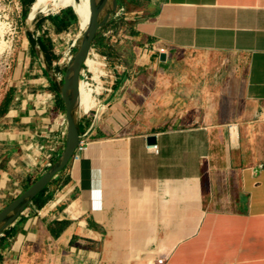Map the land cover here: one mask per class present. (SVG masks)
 <instances>
[{
	"label": "crops",
	"instance_id": "1",
	"mask_svg": "<svg viewBox=\"0 0 264 264\" xmlns=\"http://www.w3.org/2000/svg\"><path fill=\"white\" fill-rule=\"evenodd\" d=\"M101 4L113 91L90 112L78 106L80 156L47 186L46 203H28L0 236V264H264V0ZM151 45L200 55L176 79L190 95L167 104L164 129L113 136L119 117L147 105L137 71L152 68L141 55ZM52 49L50 67L64 69ZM42 87L20 88L0 117V211L64 149L65 111Z\"/></svg>",
	"mask_w": 264,
	"mask_h": 264
},
{
	"label": "rangeland",
	"instance_id": "2",
	"mask_svg": "<svg viewBox=\"0 0 264 264\" xmlns=\"http://www.w3.org/2000/svg\"><path fill=\"white\" fill-rule=\"evenodd\" d=\"M81 2L82 0H73V3L66 5L60 4L59 1L49 2L46 6L38 8L35 15L37 14L42 17L58 15L61 11L69 7H74L75 9V5H77V3L81 4ZM21 5V13L16 14L18 32L10 59L11 68L7 69L3 77H1L2 72L0 71V105L10 90L14 89L13 98L15 95H18L21 83L26 82L24 87L21 88L22 93H33L35 89H47L42 87L43 84H47V86L50 85L48 77L39 67V62L42 60V57L39 58L38 56H34V49H32L27 36L28 32L33 34L36 30L35 20L30 19L32 7L28 10L29 14L27 18L23 20L22 14L25 6H23L22 3ZM87 30L88 27L85 29L82 28L79 18L78 24H76L71 31L52 36L54 47L51 54L57 64L63 67L65 66L64 68L67 67L71 61L68 60L69 54L73 53V49L79 46ZM74 43L75 47H73ZM164 47L165 46L161 45H151L146 52L144 51L145 53L141 54L145 56L150 55L153 60L151 69L147 68L137 71L140 77L145 78V87L143 88L140 98L144 100V102L146 101L147 105H141L135 111L131 110L128 116L124 115L123 117H119L118 123L115 124L117 131L112 133L113 136L146 133L164 129L167 126L163 121L166 115L164 113L165 107L168 103H174L173 98L178 96L181 92L186 94L185 90L178 89L179 87L176 85L178 80L176 81V79L180 80L182 76L187 75L182 67H190L191 62L200 58V55L194 52H185L183 50H180V53L177 50L173 60L163 65L160 60L159 51ZM36 50L38 51V48H36ZM192 71L193 72L189 71L190 75L188 76L196 78L198 75H204V77L211 75V72L205 73L203 69L200 74L197 70L193 69ZM63 77L64 74H61V78ZM44 78L46 79L45 81L43 80ZM189 95L190 93H187L186 97H189ZM99 104L104 105L103 102ZM105 108L106 107H104V109Z\"/></svg>",
	"mask_w": 264,
	"mask_h": 264
},
{
	"label": "water",
	"instance_id": "3",
	"mask_svg": "<svg viewBox=\"0 0 264 264\" xmlns=\"http://www.w3.org/2000/svg\"><path fill=\"white\" fill-rule=\"evenodd\" d=\"M91 19L83 39L77 47L70 63L66 67L61 86V97L65 105V115L67 123V135L64 149L58 160L36 179L27 189H25L18 197L9 202L0 211V235L15 221L20 211L30 203L43 189H45L51 181L62 172L70 163L73 155L80 144V133L76 121V112L79 106V83L80 73L83 64L86 61L88 53L93 43L104 26L105 22L100 19L102 12L101 0H89ZM73 10L77 14L73 7ZM78 16V14H77ZM32 49L37 48V39L30 32L27 34ZM176 51H170L169 54L161 53L160 59L163 62H171L176 55ZM149 144H157L156 135L148 136Z\"/></svg>",
	"mask_w": 264,
	"mask_h": 264
},
{
	"label": "built area",
	"instance_id": "4",
	"mask_svg": "<svg viewBox=\"0 0 264 264\" xmlns=\"http://www.w3.org/2000/svg\"><path fill=\"white\" fill-rule=\"evenodd\" d=\"M22 5L19 0H0V71L3 74L6 73L7 69L11 68V55L13 52L17 32H18V21L16 14L21 13ZM48 29L44 27L42 30H35L33 32L34 37H41ZM75 47V43L73 44ZM166 47V46H165ZM172 50L160 49L159 54H169ZM73 53L69 54L68 60L70 61L73 57ZM98 59L101 64H90L87 59ZM68 61V62H69ZM117 77L116 69L112 65L109 56L102 53L99 49L92 46L85 63L80 73V83L84 85V88L88 90L96 101V105L100 103V97L109 94L113 91L114 82ZM46 80L45 78L43 79ZM42 80V83H43ZM47 86V84H43ZM80 88V87H79ZM42 98H48L52 96V93L44 90L40 91ZM80 105V104H79ZM93 106L90 107L86 112H90ZM84 147V140L81 139L79 146L77 147L73 158L78 159L82 148ZM151 150L158 151V144H152L149 146ZM4 233V232H3ZM3 233L0 235L2 236Z\"/></svg>",
	"mask_w": 264,
	"mask_h": 264
},
{
	"label": "trees",
	"instance_id": "5",
	"mask_svg": "<svg viewBox=\"0 0 264 264\" xmlns=\"http://www.w3.org/2000/svg\"><path fill=\"white\" fill-rule=\"evenodd\" d=\"M23 6H25L24 12L22 14V19L25 20L28 15V10L34 5L36 0H19ZM35 27L37 30H41L43 28V25L48 21L54 26V30L57 34L63 33V32H69L76 24L79 22V17L73 10V7H69L67 9H64L61 11L58 15H48L47 17L40 18L39 15L36 14L35 18ZM53 43L52 39L50 37L42 36L37 38V47L39 48V51L44 55V60L46 63V67L44 68L43 72L48 77L50 81V89L55 93L58 100V105L60 106L61 110L65 111V105L64 101L61 97V86L63 83L62 80L57 83L53 80L52 76L54 74H65L66 68L60 69L59 67L55 66L54 68H51V60H49L48 57V51L52 49ZM93 47L96 49H99L102 53L106 54L107 56L110 55L109 47L106 41L102 38H100L99 34L97 35ZM77 47L73 49V53H75ZM38 54L36 51H34V56L36 57ZM56 76V75H55ZM13 91L14 89L10 90L6 98L3 100V102L0 105V117L4 116L12 103L13 100ZM58 158H56L55 161H57ZM28 187V186H27ZM47 190V187L43 189L33 200L32 203L38 207H42L46 201L48 200V196L45 194ZM9 236L8 238H13L16 234L14 231L8 232ZM5 240V239H4ZM1 240V244L7 246L9 242H6V240ZM1 260V256H0Z\"/></svg>",
	"mask_w": 264,
	"mask_h": 264
},
{
	"label": "bare ground",
	"instance_id": "6",
	"mask_svg": "<svg viewBox=\"0 0 264 264\" xmlns=\"http://www.w3.org/2000/svg\"><path fill=\"white\" fill-rule=\"evenodd\" d=\"M57 1H59L60 4H63V5L73 3V0H36L34 5L32 6V13L30 15V19L33 20L35 18V16H36L35 12L37 11L38 8H40L41 6H46L49 2H57ZM75 10L78 14V17L81 20L82 28H84V29L87 28L89 23H90V19H91L89 0H82L81 4L77 3V5H75ZM162 49L166 50L165 48H162ZM87 62L90 64H98L99 65L98 61L91 59V58H88ZM79 87H80L79 88L80 109L88 110L90 107H92L95 104V99L92 96V94L84 88L83 84H81Z\"/></svg>",
	"mask_w": 264,
	"mask_h": 264
}]
</instances>
